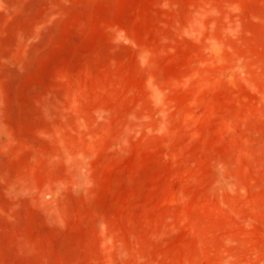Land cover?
<instances>
[{
	"label": "rangeland",
	"instance_id": "rangeland-1",
	"mask_svg": "<svg viewBox=\"0 0 264 264\" xmlns=\"http://www.w3.org/2000/svg\"><path fill=\"white\" fill-rule=\"evenodd\" d=\"M0 264H264V0H0Z\"/></svg>",
	"mask_w": 264,
	"mask_h": 264
}]
</instances>
